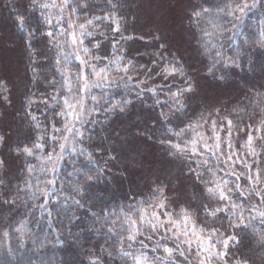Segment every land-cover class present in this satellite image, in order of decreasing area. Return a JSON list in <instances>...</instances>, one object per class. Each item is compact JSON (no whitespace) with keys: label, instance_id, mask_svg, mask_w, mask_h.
Wrapping results in <instances>:
<instances>
[{"label":"trees","instance_id":"trees-1","mask_svg":"<svg viewBox=\"0 0 264 264\" xmlns=\"http://www.w3.org/2000/svg\"><path fill=\"white\" fill-rule=\"evenodd\" d=\"M51 1L37 0L33 4V0H0V161H3L0 164V264H89V257H98L101 264H125L126 258L116 251L121 247V236L125 237L122 245L125 251L146 252L150 264H171V261L162 259V248L155 252L152 249L157 247L158 241L175 247L186 239L180 235L177 240L173 235L185 228L180 216L182 206L190 212L197 228L220 224V221H212L202 210L203 204L215 206L217 201L206 199L204 184L196 179L197 172L202 180L209 183L214 176L221 182L227 180L228 187L245 181H236L229 174L232 170L239 172L244 169L239 163L231 166L230 161L224 162V157L229 154L226 147L223 154L217 153L216 156L202 147L200 153L203 155L190 153V158L170 155V149L163 142H176V138L167 129L183 127L201 112L207 115L218 108L219 116L228 115L238 124H251L254 126L251 129L253 135H261L255 131V126L264 117L252 100L259 99L256 93H264V49L256 46L260 32L264 31V0H71L73 6L77 2L88 6L76 13L66 8L68 16L57 11L50 16L52 24L46 26L41 13L49 16L59 7L42 9L39 5L52 4ZM55 3L60 5V0H55ZM243 3L249 6L255 3L256 7L246 10L241 23L235 19L241 13L236 11L234 16H228L227 6L231 4L234 8L236 4ZM200 7L211 8L212 12L197 23L192 13ZM217 8L225 11L218 14ZM111 13L119 18L122 31L113 33L115 25L109 20L95 21L94 26H89L90 31H95V37H83L84 43L91 47L97 40L104 41L100 51L92 50L93 56L111 58L114 54L121 55L119 50L123 49L126 53L124 62L132 59L135 65L134 71L129 73L133 81L127 87L117 81L116 85L98 91L104 97L95 106L99 111L95 116H89L81 126L83 151L63 155L56 174L31 171L28 166L38 170L41 161L18 155V150L31 147L36 138L44 134L45 128L51 134L52 97L57 96L55 101L61 104L59 97L66 95L60 89L63 79L57 73L56 60L63 63L65 53L70 52L69 44L59 47L56 43V40L68 41V36H55L53 39L42 33L49 30L58 33L65 29L67 20L78 25L86 18L104 17ZM58 16L61 17L60 22L57 21ZM19 17L23 18V27ZM216 17L218 27L212 29L207 21ZM233 25L238 26L240 34L233 35L237 31ZM204 30L217 34L209 42V38L203 35ZM100 32L105 33L106 40ZM121 36L132 39L121 40ZM50 39L52 43H49ZM116 41L119 44L113 50L111 45ZM215 51H222L232 58L242 55L241 67L217 64L209 72L216 60ZM154 53L158 55L154 56ZM173 58L183 65L185 76L165 79L163 73L156 75L164 63L171 62ZM153 59L157 64L146 76ZM106 63L107 60L97 62L100 66ZM77 64L73 58L67 67L76 71ZM111 67V76L124 75L122 71H115V65ZM139 80L146 83L137 85ZM185 80H190L194 90L185 94L182 98L185 108L176 112L171 93L186 87ZM150 88H155L156 92L148 91ZM29 99L35 101L31 107L27 103ZM124 100L130 101L125 111H105L111 104ZM161 113L168 114L167 121L162 119ZM30 114L38 117L39 128L30 119ZM58 120L63 122V118ZM93 120L96 122L92 123ZM242 137L246 138V132L234 131L232 134L234 158L238 156L240 160L254 162L255 158L244 155L246 149L241 147ZM255 147L259 158L264 160V140H257ZM52 151L49 140L45 150L37 155ZM217 156L220 157L219 162ZM260 166L264 167V164ZM85 173L98 179L85 183ZM38 175L41 182L53 179L54 183L38 184ZM29 184L30 187L27 186ZM76 185H81L80 191L76 190ZM38 187L50 189L47 201L39 192L36 199L30 198ZM157 187L165 189L161 195L166 198L167 207L156 211L165 221L164 213L171 214L173 219L180 221V228L166 223L165 227L153 232L150 227L142 226L136 241H128V225L123 224V213L141 207V201L151 202L153 189ZM233 199L237 200V195H233ZM240 200L243 197L237 202ZM259 200V197H252L245 201L248 205L246 216L252 204L259 207ZM45 203L46 207L41 209L39 205ZM251 214L257 216L253 221L257 230L264 229L258 213L251 210ZM22 221L25 226L20 229ZM223 223L227 226V219ZM187 227L190 229L191 225ZM109 228L113 232H108ZM129 243L132 244L131 249L128 248ZM180 247L187 250L188 245L181 244ZM196 250L193 243L191 254L186 251L192 264H198L193 259ZM229 256L231 260L246 261V264H264V245L249 230L243 245H232ZM174 258L179 264H187L178 252Z\"/></svg>","mask_w":264,"mask_h":264},{"label":"snow or ice","instance_id":"snow-or-ice-1","mask_svg":"<svg viewBox=\"0 0 264 264\" xmlns=\"http://www.w3.org/2000/svg\"><path fill=\"white\" fill-rule=\"evenodd\" d=\"M36 2L37 0H33V4H36ZM87 6L88 5L86 3L82 2H77L73 6L71 0H62L60 5H57L55 0H53L52 4L42 3L39 5L42 9L59 7L61 13H63L65 8H69L71 13H76L81 9L87 8ZM113 7H115V5H113ZM227 7L229 8V11L227 12L228 16H234L236 11L241 13V16H235V19L242 23L243 14L246 10L256 7V4L253 3L251 6L247 3L236 4L234 8L231 4H229ZM216 11L219 14L225 10L223 8H217ZM211 12V8L200 7L199 10L192 13V16L195 18L196 22L199 23L200 18L210 16ZM41 17L46 26L52 24L50 16H44L43 13H41ZM217 18L218 17L210 18L207 21L208 25H210L212 29H216L218 27V24L216 23ZM102 19L109 20L115 25V27L112 28L113 33H120L122 31L119 18H117L114 13H111L104 17L94 16L92 19L86 18L83 23H79L78 25L75 21H69V27L73 29L70 33L66 29H61L56 34H54L51 30L42 33L43 35L53 39H55V36H70V40L68 41L56 40L57 45L59 47H63L66 43L70 45H77L83 50L85 55L82 57L78 52H68L65 53L63 57V63H61L60 59L56 60L57 73L63 79L60 89H63L66 95L59 98L62 100V105L50 106L53 113V118L50 122L51 134L49 135L47 128H45L44 134L38 136L36 138V142H34L31 147L25 146L18 150V155L22 154L25 157H35L41 161V165L38 170L34 169L32 165H29L28 167L31 171H37L38 174H56L60 168V162L63 159V153L66 147L70 146L72 150L75 151V145L80 143L84 135L82 129L78 128L76 124L78 122L81 124L85 122L86 113L91 115L93 112L99 111V108L95 107V105H99L100 101L104 99L102 96L98 97L91 94L94 87H109L116 85L117 81L127 87L128 84L133 81V76L129 75V73L134 71L135 65L132 59H128L126 63L124 62L126 53L123 49L119 50L121 55L116 56L114 54L111 58H109L102 57L100 55H91L93 49L96 51L101 50L104 44L103 40H97L95 43L91 44V47L85 45L83 37H95L96 35L95 31L89 30V26H94L95 21H100ZM18 20L20 26L23 27V18L19 17ZM57 21L60 22L61 17L58 16ZM95 26L98 27V25ZM77 28L79 29V32L76 31ZM233 28L237 29V31L233 33L234 36L240 34L237 25H233ZM216 34L217 33L215 31H203V35L209 38V42L210 38ZM29 35L31 36L32 34L30 33ZM100 36L104 37L105 40L107 39L104 32H100ZM120 39L126 41L132 39V37L121 36ZM52 42L53 40L50 39L49 43ZM118 44L119 41H116L111 45L113 50L117 49ZM245 44H247V40L245 41ZM256 46L264 49V31L260 32L259 40L256 41ZM163 47L164 45H161V48ZM207 51L208 49L206 48V52ZM153 55H158V53H154ZM215 57V63L208 69L209 72H212L217 64H223L224 67H241L242 55L240 54H238L235 58H232L225 56L222 51H215ZM73 58L79 61V65L77 66V70L75 72L70 71L67 67L68 62ZM93 60L97 62L107 60L108 63L104 64L102 67H98L96 63H92ZM156 64L157 61L153 59L148 67V70L145 72L146 76L150 75V73L154 70L152 66ZM112 65H115V71H122L124 75L119 77L111 76ZM141 67L144 66L141 65ZM161 73L164 74L165 79L177 75L179 77L185 76L183 65L179 64L175 58H173L171 62H165L156 75L159 76ZM74 78L78 85L76 91L85 95L77 96L76 93H74L72 83ZM220 78L223 79V76ZM53 79H55V77ZM136 83L137 85H140L146 83V81L139 80L136 81ZM185 83L187 85L186 87L180 88L176 92L171 93V99L173 101L172 106L175 108L176 112H180L185 108V103L182 98L186 93H190L194 90L190 80H185ZM60 89H57V91L59 92ZM148 91L155 93L156 89L150 88ZM256 96L259 97V99L252 100V104L260 107L262 117H264V93H256ZM86 97L93 101V107L86 106ZM52 99L55 101L58 98L57 96H53ZM27 103L28 106L31 107L35 101L29 99ZM129 103L130 101L128 100H124L122 103H113L110 107L105 109V111L112 112L118 109L120 112H123ZM156 103H159V101H156ZM57 107H59V111H56ZM213 112H215V116H213ZM161 117L165 121L168 120L167 113H161ZM215 117H219V119H216ZM57 118H63V122L60 123ZM30 119L36 122L35 126L37 128L40 127L37 116L30 114ZM238 119L242 120V118ZM95 122V120L92 121V123ZM253 127L254 126L251 124H238L228 115L219 116L218 108L209 111L207 115L204 112H201L194 120L189 119L188 123L183 127H168L167 131L172 133V135L176 138V142H173L172 140L163 142L170 149V155H178L184 158H190V153L193 156L198 153L203 155V153H200V148L202 147L205 151H210L214 156H216L217 153L223 154L226 147L229 154L224 157V162L227 164L230 161L231 166H235L239 163L244 169V171L239 172L232 170L229 174L234 176L236 181L243 179L245 183H235L234 187H228L229 181L224 180L221 182L215 176L213 177L212 182L209 183L208 181L202 180L201 174L197 172L196 179L200 183L204 184L203 192L206 199L209 201H217L215 206L210 203L203 204L202 210L209 218H211L212 221H220V224L219 226L197 228L190 212L182 206L180 209V216L185 224V228L183 231L174 232L173 235L176 236L177 240H179L180 235H183L186 239L179 241L175 247H169L167 244H161L158 241L157 247L152 249V251L155 252L157 251V248H162L164 253L162 259L164 261H171V264H179V261L174 258L178 252L179 256L183 257L187 264H192V261L188 259V255H186V251L188 254H191L192 245L195 243L197 250L193 259L198 260L199 264H217V262L218 264H246V261L231 260L229 254L232 251V245H243L249 230L253 234H256L258 236V242L261 245H264V229L257 230V228L253 225V221L257 219V216L251 214V210L256 211L258 213L260 224L264 225V186H262L264 185V167L260 166L261 164H264V160L259 158L260 154L256 151L255 147L257 140H264V118H261L258 126H255V131L257 133H261V135H253L251 131ZM234 131L237 133L246 132V138H241V147L246 149L244 155L255 158L254 162H249L246 159L240 160L238 156L237 158H234V156H236V153L232 151L234 148V142L232 139ZM49 140L52 142L53 151L47 152L46 155H37L38 152H43L45 150L46 144ZM56 147L59 148L58 152L55 151ZM90 158L91 154L89 153V159ZM217 160L219 162V156H217ZM204 162L207 163V161ZM2 163L3 161H0V164ZM76 171H79V169ZM189 171L191 172L193 169H189ZM84 176L85 183L98 179V177L88 175L87 173H85ZM37 183L52 185L54 180L47 179L46 181L41 182L38 175ZM27 186L30 187V184ZM75 188L77 191H80L81 185H76ZM49 191L50 189L47 187H38L36 192H33L32 197L30 198L36 199V193L39 192L40 195L45 198V201H47ZM164 191L165 189L163 187L153 189L151 202L141 201V207L136 208L134 211L123 213L125 216L123 224L128 225V234L126 237L128 241H136L137 233L141 231L142 226L150 227L153 232L157 231L159 228L165 227L166 223L171 224L176 229L180 228V221L173 219L171 214L164 213L167 217V220L165 221L160 218L161 214L156 211L157 209L162 210L167 207V200L161 195ZM233 195H237V200L240 197H243V200L237 202V200L233 199ZM252 197L260 198L259 207L256 204H252L250 206L251 210L246 216L245 211L248 210V205H246L245 201L250 200ZM76 203H79V201H76ZM39 207L44 209L46 207V203L39 205ZM49 216H51L50 212ZM146 217L148 218L145 219ZM225 219H227V226L223 223ZM188 225H191L190 229L187 227ZM24 226L25 222L22 221L20 229H23ZM168 230L171 231V229ZM108 232H113V229L109 228ZM124 239V236L120 237L121 247H118L116 251L121 254L122 257L126 258L125 264H128V261H131V264H150L146 252L139 251L134 253L132 251H125L122 246ZM141 244H143V241H141ZM181 244L188 245L187 250H181ZM128 248H132L131 243H129ZM108 255L111 256L112 252L109 251ZM157 259L159 260L161 258ZM89 264H101V262L98 257H89Z\"/></svg>","mask_w":264,"mask_h":264},{"label":"rangeland","instance_id":"rangeland-1","mask_svg":"<svg viewBox=\"0 0 264 264\" xmlns=\"http://www.w3.org/2000/svg\"><path fill=\"white\" fill-rule=\"evenodd\" d=\"M52 3H53V0L51 1ZM62 3V0H60V4ZM57 11H60V13H61V10H60V8H58L57 10H55V11H53L52 13H50L49 14V16H54V13L55 12H57ZM67 10H66V8L63 10V13H61L62 14V16H68L67 15ZM69 21H71V20H67L66 21V26H65V29L70 33L71 31H73V29L72 28H70L69 27ZM76 24H77V22H75ZM77 32H79V29L77 28ZM68 40H70V36H68ZM69 50H70V52H73V53H75V52H78L82 57L85 55L84 53H83V50L82 49H80L77 45H70L69 44ZM77 61V60H76ZM78 62V64H77V66L79 65V61H77ZM92 63H96L97 64V61H92ZM98 65V64H97ZM103 65H98V67H102ZM72 72H75V71H72ZM72 83H73V91H74V93H76V95L77 96H79V95H85V94H83V93H78L76 90H77V88H78V85H77V83H76V80H75V78L73 79V81H72ZM103 89V87H94L93 89H92V92H91V94L92 95H96V96H98V97H101L102 95L100 94V93H98V91H100V90H102ZM60 97H63V96H60ZM59 97V98H60ZM59 101L61 102V104H58L57 103V101H53V104L54 105H62V100H60L59 99ZM85 104H86V106L87 107H93L94 105H93V101L90 99V98H87L86 97V99H85ZM96 106V105H95ZM56 111H59V107H57V109H56ZM96 115V111L95 112H93L91 115H88L87 113H86V120L89 118V116H95ZM50 119L51 118H49V121H50ZM57 119H59V118H57ZM69 119H70V117H69ZM52 120V119H51ZM85 120V121H86ZM61 123H62V121H61ZM76 126L78 127V128H81V126H82V124L81 123H77L76 124ZM82 149V146H81V143H77L76 145H75V151H73L72 150V148L69 146V147H66V149H65V151H64V153H63V155H65V154H67V153H70L71 155L74 153V152H77V151H80ZM59 151V148H58V150H57V152ZM197 262H198V264H199V261L197 260Z\"/></svg>","mask_w":264,"mask_h":264}]
</instances>
